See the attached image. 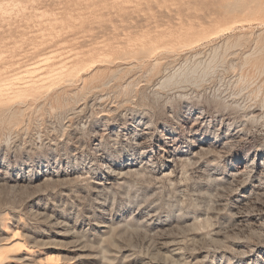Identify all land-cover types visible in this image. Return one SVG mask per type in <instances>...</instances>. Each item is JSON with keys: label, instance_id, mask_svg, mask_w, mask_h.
Wrapping results in <instances>:
<instances>
[{"label": "rangeland", "instance_id": "374dc122", "mask_svg": "<svg viewBox=\"0 0 264 264\" xmlns=\"http://www.w3.org/2000/svg\"><path fill=\"white\" fill-rule=\"evenodd\" d=\"M263 1L21 0L8 13L0 12V80L36 78L39 73L28 69L44 57H50L44 71L62 63L85 66L71 83L59 82L50 93L0 104V245L14 234L25 242L8 253L7 264H40L51 254L59 260L48 264H263L264 253H255V262L249 251L264 244L263 198L251 194L249 203L236 205L241 190L227 180L231 167L251 162L258 148L264 157V13L252 14ZM235 18L241 22L231 24ZM203 30L220 31L183 51L163 47L174 39L171 34ZM162 34L166 37L154 38ZM151 40L161 45L151 58L124 60L118 54L107 63L92 59L101 48L114 51L117 41L139 46ZM156 59L159 66L151 72ZM180 68H196L194 85L186 89L193 101L188 112L175 90H161L159 84ZM97 70L104 73L103 88L57 105L56 95L71 98L82 77ZM132 81L139 84L130 89ZM203 110L207 123L196 124ZM141 119L154 122L152 129L162 141L169 131L186 139L189 129L210 142L217 132L229 129L231 135L215 150L180 164V175L163 176L169 170H161V162L140 164L138 159L130 166L139 171L116 181L105 177L99 155L107 157L104 164L123 153L139 156L131 140L116 144L113 139ZM99 142L104 143L96 149ZM72 170L76 174L65 177L63 172ZM50 172L55 176L49 177ZM21 176L33 182L10 180ZM252 189L249 185L247 192Z\"/></svg>", "mask_w": 264, "mask_h": 264}, {"label": "bare ground", "instance_id": "6f19581e", "mask_svg": "<svg viewBox=\"0 0 264 264\" xmlns=\"http://www.w3.org/2000/svg\"><path fill=\"white\" fill-rule=\"evenodd\" d=\"M30 1H35V0H30ZM49 1V0H48ZM72 1V0H70ZM85 1V0H84ZM110 1V0H108ZM10 2L11 0H0V12L4 13L7 12L8 10L12 9L14 6L18 7L21 5V0L20 1H16L13 4V7H10ZM88 2V0H87ZM130 2V1H129ZM132 2V1H131ZM52 3V2H51ZM81 3V2H80ZM94 3V2H93ZM7 4V5H6ZM76 4V3H75ZM116 5V4H115ZM23 6V5H22ZM80 6V5H78ZM86 6V5H85ZM93 6V5H92ZM91 6V7H92ZM74 7V6H71ZM114 7V6H113ZM25 7L23 6V9ZM66 8V7H65ZM42 9V8H41ZM62 9V8H61ZM60 9V10H61ZM83 9V8H81ZM88 9V8H86ZM95 9V8H94ZM51 10V9H50ZM56 10V9H55ZM65 10V9H64ZM77 10V9H75ZM84 10V9H83ZM118 10V9H117ZM123 10V9H121ZM125 10H128L127 8ZM49 11V10H48ZM97 11V10H96ZM124 11V10H123ZM8 13V12H7ZM258 13H264V1L262 3V5L259 6V9H257L255 12H253L252 14H258ZM27 15V14H26ZM82 16V15H81ZM85 16V15H84ZM250 16V15H249ZM231 17V16H230ZM241 17V16H240ZM217 19V18H216ZM13 20V19H12ZM221 20V19H220ZM228 20V19H226ZM241 22V20H239V18H235L231 21V24H235ZM213 23V22H212ZM186 25V24H185ZM204 25V24H203ZM25 26V25H23ZM175 28V27H174ZM27 29V28H26ZM195 29V28H194ZM243 29V28H242ZM168 30V28H167ZM220 30L215 31V32H210V31H198V32H186L183 35H178V36H174L173 34L169 35L170 38H174L173 40H169L171 42L165 41V45H163V47L168 51V52H176V51H183L185 49L191 48L193 45L206 40L208 37H210L211 34L214 33H218ZM228 32V31H227ZM139 33V32H138ZM153 33V32H152ZM4 34V33H3ZM112 34V33H111ZM30 36V35H29ZM96 36V35H95ZM144 36V35H143ZM16 37V36H15ZM21 37V36H20ZM55 37V36H54ZM118 37V36H117ZM121 37V36H120ZM161 37H166V35H157L154 38H161ZM5 38V37H4ZM6 38H8L6 36ZM19 38V37H18ZM132 39V38H131ZM97 40V39H96ZM212 40V39H211ZM2 41V40H1ZM49 41V40H48ZM230 41V40H229ZM62 42V41H61ZM211 42V41H210ZM226 42V41H225ZM239 42V41H238ZM89 43V42H88ZM118 46H116L114 51H107V50H102V48L100 50H98V54L96 55H92V59L94 62L100 61L102 63H107V62H111V60L113 59V56H116L118 54H120V58L122 59H135L138 61L147 59V58H151V56L157 51L158 48H160V43L157 40H151V42L149 44H139V46L133 45L128 43L127 45H122V42L117 41ZM204 44V43H203ZM86 45H88L86 43ZM228 45V44H227ZM230 45V43H229ZM90 46V45H89ZM234 46V45H232ZM36 47V46H35ZM73 47V46H72ZM111 47V46H110ZM216 47V46H215ZM220 47V46H219ZM225 47V44H224ZM217 48V47H216ZM226 50H228V46H226ZM232 48V47H231ZM24 49V48H23ZM96 49V48H95ZM218 49V48H217ZM214 50V48H213ZM21 51V50H20ZM30 51V50H29ZM216 51V49H215ZM214 51V53H215ZM163 52V51H162ZM5 53V52H3ZM11 53V52H10ZM15 53V52H14ZM41 53V52H40ZM165 53V52H163ZM20 54V53H19ZM22 54V52H21ZM251 54V52H250ZM31 55V54H30ZM253 55V54H251ZM176 56V55H175ZM246 56V55H245ZM17 57V56H16ZM10 58V57H9ZM30 58V57H29ZM50 59V57H44L40 60H36L34 62H32L30 64V67L28 69V71L30 73H32V75L39 73L38 76L36 78L30 79V80H24V81H20V80H11L6 82V79L0 80V104H6L10 101L13 100H19V101H23V100H28V99H35L40 97L42 94H47L50 93L54 88L56 89V85L59 82H72L74 76H76L78 74V72L80 71H84V67H79V65L77 64L74 67H69L68 65L62 63L59 64V69H57L56 67L52 66L50 67L48 70L44 71V67L48 64V60ZM86 60L85 58L83 59H79V61H83ZM88 60V59H87ZM178 60V58H177ZM245 60V59H244ZM3 61V60H2ZM29 62V61H28ZM79 62V63H80ZM154 62V61H153ZM246 62V61H245ZM125 63V62H123ZM248 63V62H247ZM246 63V64H247ZM183 64V63H182ZM199 65V64H198ZM198 65H196L198 67ZM29 66V65H28ZM159 66V59H156L154 64L151 67V72L156 71V69ZM184 66V65H183ZM194 66V65H193ZM194 66V67H196ZM25 67V66H24ZM187 67V66H186ZM192 67V68H194ZM200 67V66H199ZM198 67V68H199ZM79 68V69H78ZM189 68V67H188ZM187 68V69H188ZM191 68V71L194 72L196 70L193 71V69ZM205 68V67H204ZM208 68V67H206ZM206 68L204 70H206ZM124 69V68H122ZM185 69V68H184ZM183 68H180L178 70H175L172 73L167 74L165 77H163L161 79V81L159 80V84L162 88H164V90H166V88H170L175 90L176 92H174V94H177L178 97L184 102V105H186L185 107L189 108L186 110V112L191 111L190 107H192L191 103H193L192 100L188 99V96H186V89L188 88V86L190 85H194V82L191 81V75H193L192 72H186V70L184 71ZM200 69V68H199ZM198 69V70H199ZM202 71V74L205 71ZM118 71V70H117ZM121 71V70H120ZM63 72V73H62ZM77 72V74H76ZM119 72V71H118ZM201 72V71H200ZM208 72V71H207ZM258 72V70H257ZM66 73L65 77H59L61 76V74ZM116 73V72H115ZM148 73V71H147ZM146 73V74H147ZM196 73V72H195ZM114 74V73H113ZM118 74V73H117ZM149 74V73H148ZM200 74V73H199ZM203 76H206V74ZM24 76V75H23ZM112 76V75H111ZM114 76V75H113ZM117 76V75H116ZM202 76V77H203ZM115 77V76H114ZM30 78V77H29ZM194 78V77H193ZM200 78V77H199ZM202 79V78H201ZM204 79V78H203ZM108 80V79H107ZM139 80V79H138ZM193 80V79H192ZM82 86L80 87L79 91H76L74 95H72V97L70 98V96H61V95H56V103L58 106H63V105H69L71 103V101L75 98V100H79V99H83L84 97H86L87 94L93 92L96 89L99 88H103L107 82L105 81V77H104V73L100 70H97L95 72L90 73L87 76H83L82 77ZM203 81V80H202ZM110 82V81H109ZM143 82V81H142ZM141 82V83H142ZM68 84V83H67ZM139 84V83H137ZM136 82L132 81L129 82L128 84V88L133 89L134 86L136 85ZM197 84V83H196ZM195 84V85H196ZM125 85V84H124ZM127 85V84H126ZM126 88V87H125ZM127 88V89H128ZM124 89V87H123ZM190 90V89H189ZM201 92V91H200ZM154 93V92H153ZM152 93V94H153ZM195 93V92H194ZM109 97V95H107ZM161 96V95H160ZM124 97V96H123ZM168 97V96H167ZM101 99V97H99ZM191 99V98H190ZM128 101V100H127ZM165 104V103H164ZM24 107V106H23ZM170 110L172 111V107H169ZM11 109V108H10ZM62 109V108H61ZM69 109V106H68ZM80 109V108H79ZM137 109V108H136ZM203 109V108H202ZM8 110V109H7ZM51 110V109H50ZM52 110H55L54 108ZM72 110V109H71ZM147 111V110H146ZM6 112V111H5ZM12 112V111H11ZM22 112V111H21ZM54 112V111H53ZM130 113V112H129ZM173 113V111L171 112ZM10 114V113H9ZM52 114V113H51ZM169 114V113H168ZM254 114V113H253ZM252 114V115H253ZM11 116V115H10ZM13 116V115H12ZM104 116V115H103ZM184 117L190 119L191 117L188 115H183ZM182 116V117H183ZM1 117V116H0ZM182 119V118H181ZM194 120H196V124H201L204 125L207 123V118L204 116V110L202 112H198V114H196ZM9 121V120H8ZM17 119L15 118V120H13V123H17ZM145 121V120H143ZM142 119L140 121H136L135 123H131L129 124L130 126H126L125 127V133L124 132H118L115 135V139H113L115 141L116 144H119L123 141H127V140H131L133 142V144L135 145L132 151H138L139 152V156L136 157V154L134 155L132 152L128 154L123 153L122 155H120L119 158L116 159V162L112 163V164H104L103 161H105V159L107 158L106 156H100L99 155V160H100V164L101 166H105L106 170L104 173L103 171V175L109 179H122L124 177H126L127 175L136 172L138 169H136V167L134 166H130V164H132L134 161H137L138 159L141 160L140 164H156L158 162H161V170H169V171H165L163 176H176L178 173L180 175L179 172V165L184 163V161H189L192 160V158H197L199 157V155H201L202 153L206 152V151H210V150H215L214 148L218 147L219 144H221L222 138H229V136L231 135V133L229 132V129H226L225 131L217 132L218 134L215 136V139L212 140L213 142H210L209 139L204 136L202 138H199L198 134L196 131L193 130H188L187 131V135H186V139H178L176 138V134H174V131H169L168 133L164 134V138L163 141L160 140V138H158L156 136V132L152 129L153 128V121H149L143 123ZM153 122V123H152ZM121 123V122H120ZM165 123V122H164ZM208 123H214V120H209ZM244 123V122H243ZM12 124V123H11ZM216 124V123H215ZM234 124V123H233ZM233 124H231V126H233ZM239 124V123H238ZM244 125V124H243ZM242 125V126H243ZM106 126V125H105ZM175 126V125H174ZM104 127V126H103ZM107 127V126H106ZM238 127V126H237ZM162 128V127H161ZM199 128V127H198ZM239 128V127H238ZM8 129V128H7ZM120 130V129H119ZM123 130V128H122ZM156 130V129H155ZM158 130V129H157ZM164 130V129H163ZM169 130V129H168ZM221 130V129H220ZM117 131V130H116ZM208 131V130H207ZM206 131V133H207ZM248 131V130H247ZM23 132V131H22ZM108 132V131H107ZM162 132V131H161ZM164 132V131H163ZM162 132V133H163ZM244 132V131H243ZM242 133V132H241ZM114 132L112 131V129L108 132V137L111 139V137L113 136ZM222 134H225V136H221ZM227 135V136H226ZM9 136V135H8ZM207 136V135H206ZM235 137V135H234ZM10 138V137H8ZM7 138V139H8ZM114 138V137H113ZM106 140V139H105ZM109 140V139H108ZM225 140V139H224ZM236 140V139H235ZM98 142V141H97ZM160 142V143H159ZM102 143L104 142H99L96 144L95 148L99 149L102 146ZM110 143V142H109ZM112 143V142H111ZM110 143V144H111ZM183 143L185 145H183ZM157 145V149L155 148ZM106 146V145H105ZM117 147V146H115ZM118 147H121L120 145H118ZM220 147V146H219ZM93 148V146H92ZM261 148V147H260ZM113 149V148H112ZM116 149V148H115ZM228 149V148H227ZM117 151V150H116ZM120 153V152H119ZM97 154V153H96ZM115 154V153H114ZM121 154V153H120ZM186 154H191V157L185 156ZM221 154V153H220ZM228 154V153H227ZM231 154V153H230ZM104 155V154H103ZM167 155L168 158L166 160H162V158ZM184 155V156H183ZM212 156V155H211ZM149 157V158H148ZM239 157V156H235ZM165 158V157H164ZM214 158V157H213ZM205 160V159H204ZM78 161V160H77ZM76 161V162H77ZM94 161V160H93ZM211 161V160H210ZM238 161V160H237ZM75 162V163H76ZM191 162V161H190ZM92 163V162H91ZM94 163V162H93ZM206 163V162H205ZM78 164V163H77ZM138 165V164H137ZM199 166V165H198ZM79 167V166H78ZM153 167V166H152ZM184 167V166H183ZM96 169V168H95ZM65 170V169H64ZM68 170V169H67ZM183 170V169H182ZM217 170V169H216ZM92 171V170H91ZM139 171V170H138ZM154 171V170H153ZM184 171V170H183ZM189 171V170H188ZM230 171V170H229ZM90 172V171H89ZM155 172V171H154ZM163 172V171H162ZM198 172V171H197ZM196 172V173H197ZM206 172V171H205ZM214 172V170H213ZM218 172V171H217ZM52 175H48L49 177H54L55 173L50 172ZM65 177H69L72 176L74 173L76 174V170H72V171H65L63 172ZM87 173V172H86ZM159 173V172H158ZM188 173V172H187ZM209 173V172H208ZM79 175V174H78ZM89 175V174H88ZM178 175V176H179ZM210 175V174H209ZM57 176H62L60 175V173H57ZM103 176V177H104ZM158 176V175H157ZM156 176V177H157ZM4 177V176H3ZM7 177V176H6ZM181 177V176H180ZM184 177V176H183ZM191 177V176H190ZM228 177L229 179H227L228 181H230L231 183H237L239 186V190H241L239 192V194H237L236 199H235V203L236 205H240L242 203H244L245 201H251L253 199L251 194H257L259 195L261 198H263L262 201H264V157H262V150H260L259 148L257 149V151L254 154L253 159L251 160V162L246 163V164H234L233 167H231V171L228 173ZM44 178V177H43ZM64 178V177H63ZM160 178V176H159ZM174 178V177H173ZM192 178V177H191ZM47 179V178H46ZM56 179V178H55ZM128 179V178H127ZM170 179V178H169ZM183 179V178H182ZM181 179V182H182ZM250 179L251 182L250 183H246L247 180ZM11 181H14L16 184H20L21 182H33L32 179H28L25 176H21L20 178H13L10 179ZM190 180V179H189ZM174 182V180H172ZM177 181V180H176ZM109 182V181H108ZM180 182L178 181V184ZM226 183V182H225ZM14 184V183H13ZM12 184V185H13ZM24 184V183H22ZM29 184V183H28ZM33 185V184H32ZM201 185V184H200ZM208 185V184H207ZM229 185V183H228ZM236 185V184H235ZM251 185L252 186V191L250 193L247 192V187ZM230 187V185H229ZM231 187H233L231 185ZM230 187V188H231ZM237 187V185H236ZM182 188V187H181ZM211 189V188H210ZM226 189V187L224 188ZM249 190V188H248ZM220 191V190H219ZM226 191V190H225ZM224 191V192H225ZM236 191V190H235ZM234 191V192H235ZM223 192V194H224ZM230 192V191H229ZM237 192V191H236ZM221 193V192H220ZM97 194V193H96ZM231 194V193H230ZM226 195V194H225ZM205 196V195H204ZM105 197V196H104ZM201 198V197H200ZM38 201V200H37ZM254 201H257L256 199ZM261 201V203H263ZM219 203V202H218ZM230 203V202H229ZM249 203V202H248ZM245 204V203H244ZM98 205V204H97ZM225 205V204H224ZM243 205V204H242ZM264 205V204H263ZM227 206V205H226ZM252 206V205H251ZM254 206V203H253ZM252 206V207H253ZM241 207V206H239ZM238 207V209H239ZM249 207V206H247ZM259 207V206H257ZM147 208V207H146ZM221 208V207H220ZM243 208V207H242ZM250 209V208H249ZM42 210V209H41ZM243 210V209H242ZM261 210V209H260ZM147 211V210H146ZM235 211V210H234ZM256 211V210H254ZM155 212V211H154ZM237 212V211H235ZM239 212V211H238ZM257 212V211H256ZM264 212V211H262ZM245 213V212H244ZM160 214V213H159ZM144 215V214H143ZM185 216V215H184ZM148 217V216H146ZM148 219V218H147ZM187 220V219H186ZM239 220V219H238ZM55 221V220H54ZM198 221V220H197ZM251 221V220H250ZM261 221V220H260ZM263 221V220H262ZM261 221V222H262ZM155 222V221H154ZM190 222V221H189ZM186 223V222H185ZM243 223V222H242ZM241 223V224H242ZM255 223V222H254ZM178 224V223H177ZM233 224V223H232ZM234 225V224H233ZM232 225V227H233ZM252 225V224H251ZM102 226L104 227H108V225L106 224H102ZM181 226V224H180ZM183 226V225H182ZM171 227V226H170ZM240 227V226H239ZM254 227V225H253ZM19 229V228H18ZM17 229V230H18ZM155 229V228H154ZM247 229V228H246ZM102 230V229H101ZM161 230V229H160ZM248 230V229H247ZM258 230V228H257ZM77 231V230H76ZM219 231V230H218ZM260 231H262L260 229ZM249 232V231H248ZM263 232V231H262ZM259 233V232H258ZM256 233V234H258ZM264 234V232H263ZM222 235V234H221ZM207 237V236H206ZM211 237V236H209ZM214 237V236H213ZM219 237V236H218ZM220 238V237H219ZM222 239V238H221ZM264 239V238H263ZM173 240V239H172ZM182 240V239H181ZM219 240V239H218ZM166 241V240H164ZM175 241V240H174ZM264 241V240H263ZM182 242V241H181ZM256 242V241H255ZM176 243V242H175ZM174 243V244H175ZM180 243V240H179ZM262 243V242H261ZM264 243V242H263ZM252 244V243H251ZM25 245V242L20 239L19 237H17L15 234L13 236V238H11L6 244L4 245H0V264H7V257H8V253H10L11 251H13L16 247L18 246H22ZM178 245V244H177ZM182 245V244H180ZM250 245V244H249ZM174 246V245H173ZM179 247V246H178ZM242 247V246H241ZM33 249V248H32ZM236 249V248H235ZM238 250V249H237ZM245 250V249H244ZM254 251L253 253H251V255H257L258 257H260V253H264V244L261 245H253V248H249V251ZM181 251V250H180ZM223 251V250H222ZM226 251V250H225ZM236 251V250H235ZM248 251V250H247ZM244 252V255H247L248 252ZM127 252V251H126ZM164 253V252H163ZM168 253V252H167ZM247 253V254H246ZM170 254V253H169ZM222 254V253H221ZM171 255V254H170ZM216 255V254H215ZM237 255V254H236ZM255 255L253 256L254 259L252 260H256ZM173 256V255H172ZM232 257V256H231ZM244 257V256H243ZM51 260H59V258L53 254L48 255L46 259L44 260H40V264H48L49 261ZM258 260V259H257ZM256 262V261H255ZM253 262V263H255ZM57 264H63L62 261H60V263ZM230 264V262H229ZM263 264H264V259H263Z\"/></svg>", "mask_w": 264, "mask_h": 264}]
</instances>
